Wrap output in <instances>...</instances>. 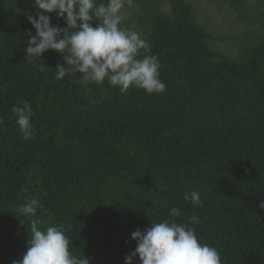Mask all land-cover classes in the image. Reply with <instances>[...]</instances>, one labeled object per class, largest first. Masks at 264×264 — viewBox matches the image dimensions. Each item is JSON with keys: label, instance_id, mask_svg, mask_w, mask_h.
I'll return each instance as SVG.
<instances>
[{"label": "trees", "instance_id": "1", "mask_svg": "<svg viewBox=\"0 0 264 264\" xmlns=\"http://www.w3.org/2000/svg\"><path fill=\"white\" fill-rule=\"evenodd\" d=\"M225 1L247 19L243 0ZM136 2L147 14L143 39L160 59L161 94L55 80L60 53H44V71L25 61L33 0H0V264L27 250L30 220L15 210L33 196L42 229L62 226L69 251L89 264H125L134 231L193 214L198 241L222 264H264V33L228 57L184 0H168V13L161 0ZM21 101L33 107L28 140L8 118ZM192 190L196 206L184 200Z\"/></svg>", "mask_w": 264, "mask_h": 264}, {"label": "clouds", "instance_id": "2", "mask_svg": "<svg viewBox=\"0 0 264 264\" xmlns=\"http://www.w3.org/2000/svg\"><path fill=\"white\" fill-rule=\"evenodd\" d=\"M32 6L37 10L36 16L26 15L35 35L26 30L25 61L40 71L46 68L42 62L44 53L55 51L63 59V63L56 65L54 79L57 81L75 77L87 91L92 90V85L102 86L107 81L121 95L133 87L148 95L166 90L160 79L159 56L151 54V46L137 31L121 27L123 11L137 8L136 0H107L106 3L103 0H33ZM52 13L57 19H64L67 27L53 26L47 15ZM11 112L8 118L15 119L23 139L33 138L31 103L21 101ZM4 124V118L0 117V127ZM200 198L197 190L184 194V200L193 206L199 204ZM40 207L39 197L33 196L15 210L17 216L29 218L30 236L23 257L13 264H89L84 255L78 257L69 251L70 242L62 226L42 229L44 221L37 214ZM259 207L264 209V201ZM169 215L179 217L181 211L173 207ZM188 221L152 222L143 232L134 231L131 238L137 246L125 257V264H133L137 256L140 264H222L214 246L198 241L192 225L199 224V216L193 214Z\"/></svg>", "mask_w": 264, "mask_h": 264}, {"label": "rangeland", "instance_id": "3", "mask_svg": "<svg viewBox=\"0 0 264 264\" xmlns=\"http://www.w3.org/2000/svg\"><path fill=\"white\" fill-rule=\"evenodd\" d=\"M195 11V20L211 36L214 49L228 57H234L246 36L255 37L264 33V0H243L241 13L247 19L241 18L225 0H184ZM156 4V2H154ZM133 10L125 9L122 13L121 27L137 31L145 36L147 22L141 20L147 17L142 2ZM161 12H169L168 0H161ZM242 15V16H243Z\"/></svg>", "mask_w": 264, "mask_h": 264}]
</instances>
